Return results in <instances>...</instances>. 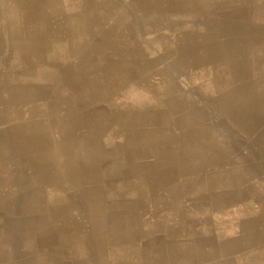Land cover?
I'll list each match as a JSON object with an SVG mask.
<instances>
[{
  "label": "crops",
  "instance_id": "0c3cea01",
  "mask_svg": "<svg viewBox=\"0 0 264 264\" xmlns=\"http://www.w3.org/2000/svg\"><path fill=\"white\" fill-rule=\"evenodd\" d=\"M199 1L0 0V264H264V226L247 232L264 219L246 213L245 171L222 166L238 186L217 195L213 166L196 164L201 151L230 157L212 148L219 118L215 131L198 129L212 118L175 122L213 113L209 93L229 100L228 81L217 91L199 80L222 72L218 58L247 34L210 24ZM253 1L243 24L257 26L261 61L264 0ZM259 73L261 91L264 62ZM156 155L158 166L142 159ZM230 236L237 250L217 241Z\"/></svg>",
  "mask_w": 264,
  "mask_h": 264
},
{
  "label": "bare ground",
  "instance_id": "6f19581e",
  "mask_svg": "<svg viewBox=\"0 0 264 264\" xmlns=\"http://www.w3.org/2000/svg\"><path fill=\"white\" fill-rule=\"evenodd\" d=\"M203 12H209L211 16L214 17V21L210 24H222L226 21L233 23L237 27L247 28V34L245 39H241L243 43V47L237 48L234 46V40H230L231 48L228 51H224L223 55L218 58L219 64L215 67L214 71L219 72L218 74L213 75V77L206 78L203 81L206 86H214L217 88V91H221L222 88L225 87L227 81L229 85H232V89L230 90V97L228 99H219V94L217 97L215 96V92L209 93L213 94L215 97L214 103L218 106L217 113H209L202 108H198L196 110L191 111L188 114H184L176 119V124L179 125H188L196 121H204L206 118H212V124L208 126L198 125L199 132H202L204 128H211L214 131L217 129V124L215 122L216 118H225L229 119L231 126H234L238 131L246 134L250 140L251 145H249V156H239V153L235 151V155L231 158H228L223 161V154L219 151H201L196 156V164L200 170L208 168L209 166H213L214 168V160L215 158H222L220 160V166L229 165L241 167V170L245 171H254L253 165L250 164V161L254 158L259 157L258 152L261 150L262 154H264V88L261 91L257 89L259 80V69L260 64L264 62L263 59L259 60V53L257 47V35L256 24H243L247 21L254 20V1H249L247 6L237 5L234 8V0H200L199 1ZM229 7L228 18L227 12L223 14V6ZM220 9V10H219ZM248 15L249 17H246ZM76 31H74L75 33ZM193 39V38H192ZM186 38L184 41H187ZM77 41V39L75 40ZM206 60V61H214ZM228 64L230 69L229 79L227 78V72L225 68L222 67V63ZM264 79V76H262ZM244 85H247V89H244ZM220 96H222L220 94ZM212 97V98H213ZM262 97V98H261ZM222 106V108H221ZM84 145V143H83ZM208 146V145H207ZM192 157V156H191ZM239 157H245L246 159L243 161L239 160ZM223 161V162H222ZM239 161V162H238ZM182 163L186 162L183 160ZM238 163V164H236ZM135 167L139 168L138 171L141 172V168H145L148 166V163L144 164H133ZM150 168V167H149ZM198 169V170H199ZM234 174L231 173V177ZM206 181L210 188L214 190V193L218 192L217 195H221L223 190H227L230 188L231 194L235 189L232 190V186L235 188L238 186L237 181H232L228 187H226L223 181V173L220 172H212L206 175ZM233 212V211H231ZM231 220H236L237 218H230ZM229 220V219H228ZM263 237H261L262 242H264V230L262 231ZM232 236V235H231ZM230 236V237H231ZM228 238H218L217 241L222 243V245L227 246V249L237 250L239 246V240L237 236ZM228 240V241H227ZM151 261V258L157 260L159 258V253L154 254H146ZM161 262L163 260L161 259Z\"/></svg>",
  "mask_w": 264,
  "mask_h": 264
},
{
  "label": "rangeland",
  "instance_id": "374dc122",
  "mask_svg": "<svg viewBox=\"0 0 264 264\" xmlns=\"http://www.w3.org/2000/svg\"><path fill=\"white\" fill-rule=\"evenodd\" d=\"M200 96H201V94H198L199 98H200ZM213 105H214L213 111H214V113H217L218 112V106L216 103H214ZM220 119H222V118H219L218 128L220 129L222 139L220 141L213 142L215 145H214V147L212 146V148L213 149L224 148L226 150L229 149L231 151L229 158H231V159L233 157V150H235V149L242 150V151L246 152V150L249 149V145H251L250 140H245L244 136L246 134H242V133L238 132V130L234 126H231V125L229 126L225 122L223 123L222 121H220ZM223 138H224V140H223ZM175 145H176L175 148H177L178 143L175 142ZM182 147L183 148L187 147L185 141L182 142L181 149H182ZM155 151H156V149H155ZM140 157H141V155L140 156H134L133 161L136 162V160H140ZM148 157L149 156L144 157L142 159H148L151 161V164H155L158 166L159 160H161L160 157H158L157 155L155 157H151V158L150 157L148 158ZM221 159L222 158H220V157L215 158L214 163H213L214 168L211 170L210 173H212V172H220L221 173V171H222V166H220V164H221L220 160ZM226 159H228V158L223 156V161ZM245 159H246L245 157H239V160L240 161L242 160V163ZM171 160H174V158ZM182 160H184L185 162H187V164H189V163H191V160H195V158L184 157V158H182ZM236 164H238V163H236ZM250 164L253 165L254 171H247V173H245L244 184L241 185V183H240V187H242L240 190V196H241V194H244V200L246 202L245 207H247L246 213L250 217L252 215L254 217H259V221H260V217H261V220L264 219V157L254 158L250 161ZM188 175H192V173H189ZM199 175H201V174L198 173V176ZM136 176L137 175L135 174V177ZM134 179H138V177H136ZM204 184L205 183L203 182V185ZM234 196L236 197L237 194H235ZM250 201L253 202V205L249 204ZM232 207H237V204H234ZM215 212H218V210H215ZM263 226L264 225H262V224L261 225L257 224L256 226H247V232H251L254 229H257V228H260ZM261 260L264 261V257Z\"/></svg>",
  "mask_w": 264,
  "mask_h": 264
}]
</instances>
